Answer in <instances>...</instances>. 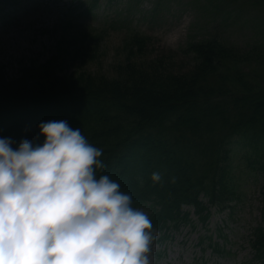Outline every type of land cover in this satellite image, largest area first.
<instances>
[{
	"label": "trees",
	"instance_id": "16d2710c",
	"mask_svg": "<svg viewBox=\"0 0 264 264\" xmlns=\"http://www.w3.org/2000/svg\"><path fill=\"white\" fill-rule=\"evenodd\" d=\"M189 48L193 62L184 70L160 60L128 65L125 80L108 85L124 88L112 97H97L100 90L91 96L87 86L89 95L77 94L60 80L53 84L51 72L15 82L0 71V116L7 125L19 102L57 97L60 104L52 108L103 149L107 174L132 195L148 192L165 210L199 205L201 192L216 197L214 177L230 140L260 142L264 149V76L252 70L264 72V47L247 51L215 42ZM155 171L158 182L151 179ZM253 247L264 264V226Z\"/></svg>",
	"mask_w": 264,
	"mask_h": 264
},
{
	"label": "clouds",
	"instance_id": "9594fccd",
	"mask_svg": "<svg viewBox=\"0 0 264 264\" xmlns=\"http://www.w3.org/2000/svg\"><path fill=\"white\" fill-rule=\"evenodd\" d=\"M38 128L0 136V264H152V218L101 174L103 149L66 119Z\"/></svg>",
	"mask_w": 264,
	"mask_h": 264
},
{
	"label": "rangeland",
	"instance_id": "374dc122",
	"mask_svg": "<svg viewBox=\"0 0 264 264\" xmlns=\"http://www.w3.org/2000/svg\"><path fill=\"white\" fill-rule=\"evenodd\" d=\"M64 1L66 0H61L60 3ZM101 4L95 19L91 22L99 30L106 29V34L99 44V52L102 53L100 64L94 63L90 68L95 69L94 72L101 70L108 73L113 64L122 60L117 50L127 33L134 29L153 39L144 59H150L156 54L166 55L169 51L177 52L186 45L187 41L202 36H216L241 48L264 41V7L246 5L245 1L236 5H231V0H138L136 4L135 0H112L109 6L106 5V1H102ZM156 6L158 12L155 13ZM34 9H40L38 3L31 10ZM24 14L25 12L20 13L19 18ZM117 19V23L109 25L110 21L114 22ZM23 24L25 26L39 24L41 28L50 26L53 30L61 24L58 28L59 33L69 37L78 36V29L83 26L80 23H76V26H65L59 23L56 14L46 15L45 12L30 21L23 20ZM55 38L54 35L43 33L32 42L33 46L24 49V44L30 43L29 33L24 32L17 36L16 29L2 25L0 26V65L11 75H16L14 58L17 56L23 55L31 58L32 61L42 63L51 55L47 47ZM17 41L20 42L19 47L9 54L11 49L7 48V44L12 47ZM186 61L188 59L181 55L180 62ZM244 146L245 141L233 143L231 170H228L226 176L229 184L232 185L234 182L237 185L241 198L232 202V208L223 213L212 210L206 228L198 225L196 231H191L189 227H183L176 235V241L172 243L169 256L161 264H181L174 259L178 249L177 242L185 253V259L191 264H243L248 258V250L240 248L238 242L247 234L248 228L255 225L259 217L255 199L256 190L263 181V173L249 166L251 161L259 159L260 152L257 155L247 154ZM192 218L196 223V218L194 216ZM221 223L226 227L220 233L216 230ZM203 236L209 237L215 244L223 243L229 248V254L233 253V256L228 254L216 258L210 254L209 249L201 254L195 243L198 237Z\"/></svg>",
	"mask_w": 264,
	"mask_h": 264
}]
</instances>
